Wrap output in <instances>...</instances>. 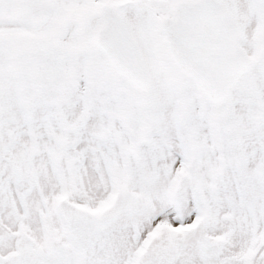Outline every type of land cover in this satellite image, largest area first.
Segmentation results:
<instances>
[{
	"label": "snow or ice",
	"instance_id": "1",
	"mask_svg": "<svg viewBox=\"0 0 264 264\" xmlns=\"http://www.w3.org/2000/svg\"><path fill=\"white\" fill-rule=\"evenodd\" d=\"M0 264H264V0H0Z\"/></svg>",
	"mask_w": 264,
	"mask_h": 264
}]
</instances>
